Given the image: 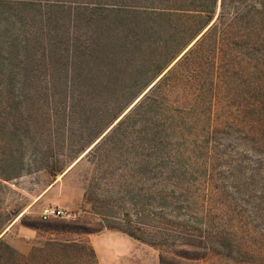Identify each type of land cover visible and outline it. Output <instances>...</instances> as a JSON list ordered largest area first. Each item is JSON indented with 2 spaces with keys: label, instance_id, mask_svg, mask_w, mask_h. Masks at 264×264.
<instances>
[{
  "label": "trees",
  "instance_id": "obj_1",
  "mask_svg": "<svg viewBox=\"0 0 264 264\" xmlns=\"http://www.w3.org/2000/svg\"><path fill=\"white\" fill-rule=\"evenodd\" d=\"M233 126L264 137V0H0V187L31 170L55 180L83 154L104 175L124 169L114 182L130 192L138 175L140 226L109 225L178 247L159 264L198 257L187 247L264 264V228L251 243L182 232L180 218L166 232L149 211L162 199L175 212L197 155L225 147ZM17 217L0 203V264H98L83 240L18 250L1 235Z\"/></svg>",
  "mask_w": 264,
  "mask_h": 264
},
{
  "label": "rangeland",
  "instance_id": "obj_2",
  "mask_svg": "<svg viewBox=\"0 0 264 264\" xmlns=\"http://www.w3.org/2000/svg\"><path fill=\"white\" fill-rule=\"evenodd\" d=\"M225 131L224 135L231 137L225 147L210 156L197 155L199 164L192 163L191 183L177 194L180 199L172 204L175 212L172 213L171 205L160 209L162 199L158 200L159 205L149 207L155 226L175 232L176 218H180L182 232L207 236L228 230L237 240L248 243L264 228V137L237 126ZM81 156L64 174H57L55 180L46 171L31 170L4 182L6 186L0 187V203L9 208L19 207L22 214L1 233L7 242L27 252L42 240H83L93 248L98 264H159L161 249L171 252L178 248L171 243L160 248L111 227L109 224L118 222L140 226L146 204L138 175L133 178L130 192L125 183L114 182L120 177L117 173L126 174L124 169L104 175L86 156ZM86 187L95 195L99 193L94 203L84 199ZM45 206L59 207L64 213L43 218L41 210ZM104 212L111 214L108 222L95 229L100 226ZM82 224L95 230L79 232ZM187 249L190 255L198 256L180 257L187 264H234L215 251L201 247Z\"/></svg>",
  "mask_w": 264,
  "mask_h": 264
},
{
  "label": "built area",
  "instance_id": "obj_3",
  "mask_svg": "<svg viewBox=\"0 0 264 264\" xmlns=\"http://www.w3.org/2000/svg\"><path fill=\"white\" fill-rule=\"evenodd\" d=\"M63 213H64V210L56 206H45L41 210V216L43 218H48L50 216H56V215H60Z\"/></svg>",
  "mask_w": 264,
  "mask_h": 264
}]
</instances>
